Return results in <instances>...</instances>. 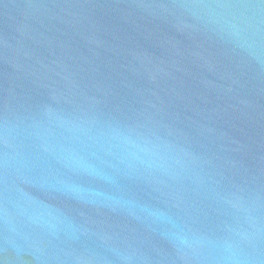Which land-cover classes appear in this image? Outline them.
Returning a JSON list of instances; mask_svg holds the SVG:
<instances>
[{"label":"water","instance_id":"obj_1","mask_svg":"<svg viewBox=\"0 0 264 264\" xmlns=\"http://www.w3.org/2000/svg\"><path fill=\"white\" fill-rule=\"evenodd\" d=\"M0 264H264V0H0Z\"/></svg>","mask_w":264,"mask_h":264}]
</instances>
